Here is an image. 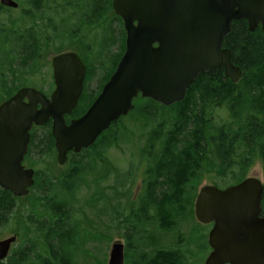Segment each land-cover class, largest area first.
Masks as SVG:
<instances>
[{
	"label": "water",
	"instance_id": "obj_1",
	"mask_svg": "<svg viewBox=\"0 0 264 264\" xmlns=\"http://www.w3.org/2000/svg\"><path fill=\"white\" fill-rule=\"evenodd\" d=\"M0 4L19 6L15 0H0ZM113 8L124 20L126 50L84 115L69 125L65 121L80 99L86 74L75 52L53 57L57 86L50 98L25 87L0 104L3 190L27 196L35 183V170L23 165L34 124L53 119L58 162L63 165L69 151L91 147L114 121L127 116L140 94L172 106L185 99L202 73L220 67L238 83L243 71L233 63L231 50L223 47L224 39L235 21L246 20L251 31L261 25L264 31V0H113ZM263 196L264 182L256 176L226 188L205 185L200 189L195 216L201 223H215L211 231L214 251L206 264H264ZM16 240L17 236L0 240V261L7 258ZM108 264H125L122 240L112 244Z\"/></svg>",
	"mask_w": 264,
	"mask_h": 264
},
{
	"label": "trees",
	"instance_id": "obj_2",
	"mask_svg": "<svg viewBox=\"0 0 264 264\" xmlns=\"http://www.w3.org/2000/svg\"><path fill=\"white\" fill-rule=\"evenodd\" d=\"M99 3L101 8H108L111 0H100ZM13 43L16 46L18 42L14 39ZM29 43L28 39H21L22 50L13 49L11 64L13 61L14 63L18 61V58L36 56L39 41L35 42L36 50H31ZM223 46L231 50L233 63L243 71V77L238 83H234L226 76L224 68H215L202 73L194 81L183 101L166 107L152 99L138 97L134 101L135 109L111 126L115 130L116 144L121 137H126L130 132V127L124 122L129 117L136 122H144L147 133L145 145L147 147L143 148L142 153L146 158L145 166L148 165L146 180L148 193L145 204H142L139 211L134 206L129 208V216L126 219L130 232L127 235L126 264H145L148 258L146 250L144 251L140 245L134 247L133 244L137 226L142 223L140 225L143 227L142 232H146L144 228L152 220V216L144 212L148 210V206L157 208L159 224L166 230L169 228V222L175 223L174 217L182 218L184 215L183 218H185L188 206L191 207L192 213L194 212L192 204L194 205L196 194L188 190L187 186H197L202 180L201 174L204 171L222 177L232 174L237 184L247 177L249 169L258 161L262 163L264 170V31L261 26L251 31L246 20L235 21L232 24V31L224 39ZM123 52L124 49L121 54ZM121 54L116 53L113 57L110 54L109 58L115 59L113 68L105 62H101L98 69L95 68L96 65L93 66L100 72L99 76L105 74L103 84L115 71ZM9 77L0 78L1 86L2 81L6 80L1 87L2 91L6 92L3 101L12 96L17 88L14 81L9 86L8 81H11ZM216 108L225 109L228 113V118L220 124H216L209 115V111H214ZM42 131L38 138V145L43 146L44 151L47 152L51 149V130L44 127ZM37 134L33 147L37 142ZM107 135L109 131L104 135L108 139ZM101 140L72 158L69 173L58 180L66 193H77L80 190V183H78L80 179L87 173L96 174L98 166L108 175L109 171L98 163V159L103 156L104 148L110 143L106 141L99 145ZM40 176V171L36 169L34 188L38 185ZM162 177L164 180L160 181ZM197 177L199 182L194 184L192 181ZM105 181L104 178L97 181V192L100 191V200L107 201L108 196L100 186ZM8 194L10 198L7 197ZM17 199L0 189V222L7 221L5 212L12 210L11 207L14 204H9V201L13 202ZM42 200L44 199L41 196L32 199V212L29 220L26 221L33 225L38 224L37 240L40 238L44 240L50 254L48 258L39 256L38 262L40 264H72V257L69 258L64 251L62 237V231L67 224L66 219L70 214L68 211L60 213L59 210H56L59 212L56 213L55 202L48 199L44 203ZM44 204L53 211L50 217L55 219L48 225L46 221H40L43 216L40 209ZM141 213L146 216L142 217ZM21 222L24 223L22 219ZM67 225L70 226V224ZM84 238H91V233L87 229H85ZM54 241L61 244L60 253ZM158 254L160 258L154 264H177V258L171 251L162 250ZM23 255L24 253L21 256L25 257ZM17 262V257L12 256L10 264H19ZM20 262L23 264L21 259Z\"/></svg>",
	"mask_w": 264,
	"mask_h": 264
},
{
	"label": "rangeland",
	"instance_id": "obj_3",
	"mask_svg": "<svg viewBox=\"0 0 264 264\" xmlns=\"http://www.w3.org/2000/svg\"><path fill=\"white\" fill-rule=\"evenodd\" d=\"M16 1L20 4V8L16 10L2 7L0 4V78L10 76L9 80L11 81H8L9 86L12 81H14V84L17 87L24 82H28L31 77L26 68L22 66L19 61H15V63L13 61L11 64L10 59L13 49L20 50L22 48V44L19 43L17 48L13 43V40L16 39L14 34V23L17 22V20H22L21 30L26 31L31 27H34L38 36L40 35V32H46L47 30L48 36L53 37L54 54L56 51H60V48L63 49L65 46L64 42L58 43V40L66 29L63 25V19L67 18L68 12H62L61 7H59L61 5L56 3V1L62 2L63 0ZM77 5L78 4H76V6ZM34 10L36 11L37 19H30V13L28 12L32 11L31 13H33ZM72 11L79 12L78 10ZM72 14L73 17L79 16L77 13ZM50 25L51 27H49ZM85 35L90 34L86 32L84 35L80 36L83 37ZM107 38L109 40L112 39V35H108ZM93 40L98 41L99 37L97 36L93 38ZM71 43H68L67 46L74 48L66 49H76V47H79L76 40L73 39ZM100 43L101 41L99 42L100 48L97 46L94 47L93 52L94 55L101 58V60L98 62H88V64L90 63L91 71L93 72V82L98 80L100 72L97 69L103 62L113 68L115 61L112 60L109 62L107 58L110 57V54L113 57L118 52V47H114L112 41ZM122 50L123 48L121 51ZM90 51H92V49H90ZM121 51L118 54H121ZM50 52L46 53V57ZM47 58L49 59L50 56ZM94 65H96V70L93 67ZM38 70L39 71L33 75L31 80L38 84H42V86H48L51 82L53 73L51 64L46 63L40 65ZM93 74L96 75L93 76ZM100 79H102L103 84L105 74L100 76ZM4 81L6 80L2 81V86ZM2 86L0 84V103L3 101V97L6 94V92L2 91ZM90 90L91 87L88 82L86 85V92H84L82 96L83 101L81 103V108H85L93 96L96 95L97 91L90 94ZM209 115L210 117L212 116L216 124H220L228 118L226 110L219 108H216L214 111L210 110ZM124 122L130 127V132H128L126 137H121V140H119L117 144L113 141L112 146H114H108V148H106V153L100 157L102 165L108 171L110 170V167H115L116 170L115 186L112 178H109L100 184L108 196L107 201L100 200V191L97 192V181H101L107 175L102 169H99V166L96 174L87 173L82 179H80L78 182L80 183V190L77 193H66V190L62 189L58 180L69 173L72 161H70V163L68 162L69 165L59 164L57 155L52 149L45 152L44 147L38 145V138H40V134L43 133V131L38 132L37 142L33 147L32 155L29 154L26 157L25 164L28 166L32 164L35 170L37 169L40 171L41 176L39 177L38 185L35 188H32L30 195L18 198L17 201L14 202L15 204L12 203L14 204L11 207L12 210L5 212L7 221L0 222V239L8 238L12 235L18 236V240L13 245L9 258L5 260L3 264L11 262L12 256L17 257V263L19 264H21L20 259L23 261V264H40L38 262L39 256L45 258L50 257L46 244L43 242L44 240L41 238L37 240L38 236L36 228L38 224L36 223L33 225L30 222H26L29 220L32 212V199L37 196H41L44 199L42 200L44 203L48 199L55 202L56 209L54 211L56 213H59L56 211L59 210L60 213L68 211L70 214L68 217L69 220L66 219L67 224H70V226L66 224L62 231V237L64 251L69 258L72 257V264H99L100 262L108 264L112 244L116 240H122V242L127 245V235L130 232L129 227L126 225V219L129 216V208L134 206L135 209L139 211L142 204H145L144 201L148 193L146 184V180L148 179V165L142 167L140 162L141 157H144L142 150L144 147H147L145 146L147 133L144 122H136L132 117L125 119ZM140 169L143 170V186H140L141 178H138L137 176L140 173ZM201 176L202 180L197 186H187L188 190L196 194L193 202L194 205L192 204L194 210L197 195L203 186L218 184L220 188H225L236 183L232 174L222 177L216 176V174L212 172L204 171ZM250 176L259 177L264 182V170L261 162L258 161L249 169L247 177ZM199 177L192 182L194 184L199 182ZM163 180V177L160 178V181ZM162 189L163 188L161 187V190ZM40 211L43 213L40 221H46V225H48L49 222L55 221V219L50 217L52 216L53 211L49 209L47 205L44 204ZM147 212L152 216V220L150 223L146 224L144 228L146 232H142L143 227L140 226L142 223L137 226V231L134 234V247L140 245L144 251L149 249L148 246H164L166 248L177 250V248L181 249V247H183L181 243L177 242L178 237H185L189 240H193L197 244L205 243V238L208 232L207 226L196 221L195 212L192 213L190 206H188V212L185 218H183L184 215H182V218L180 216L174 217L175 223L169 222V228H166V230L159 228V215L155 206H148ZM141 215L142 217L146 216L143 213H141ZM21 219L24 223L21 222ZM144 220H146V218H144ZM85 229L91 233V238H84ZM39 234L43 235L41 233ZM53 243L60 253L61 244L57 241H54ZM169 244H171L172 247H169L171 246ZM197 244L191 243V246H187L193 247L194 251L197 250L195 254L193 253L192 259H194V261L190 259V264H195V262H198L197 264L204 263L205 252L200 251ZM22 253L25 254L23 255L25 257L21 256ZM176 258L177 260L179 259L178 256H176Z\"/></svg>",
	"mask_w": 264,
	"mask_h": 264
},
{
	"label": "flooded vegetation",
	"instance_id": "obj_4",
	"mask_svg": "<svg viewBox=\"0 0 264 264\" xmlns=\"http://www.w3.org/2000/svg\"><path fill=\"white\" fill-rule=\"evenodd\" d=\"M52 1H55V0H52ZM99 2H100V0H63L62 2L56 1V3L61 5V6H59V7H61V11L64 13L68 12V14H67V18L63 19V25L66 29L63 31L62 36L58 40V43L64 42L65 46L63 49L60 48V51H58V52L56 51V53H54V54H53V52H54V50H53V37L48 36L47 30H46V32L45 31L40 32V35L38 36V33L34 27H31L29 30H26V31L21 30L22 29V26H21L22 20H17V22L14 23V25H15L14 34H15V38L18 42L16 44L17 48H18V44L20 43L21 39H23V38L28 39L30 41L28 46L31 50L32 49L36 50L35 42L37 40L39 41V49L37 50L38 53L35 52L36 56H31L29 58L27 57L24 59L18 58L19 63L26 68V70L28 71V74L30 75L31 78L33 77L34 74H36V72L39 71L38 70L39 66L46 64V63L51 64V68H52L53 73H52L51 82L49 83L48 86H42V84H38L37 82L31 80V78H30L28 82H24L21 85L17 86L13 95H15L22 88L30 87V88H34V89L42 92L44 95H46L48 98H50L51 95L53 94V92L55 91L56 86H57L56 81H55V77H54L53 57L58 55V54L66 53V52H75L80 56L82 62L86 65V74H85V78H84L83 92L80 96V99H79L76 107L72 110V112L70 114L65 115V121L68 125L74 119L80 118L82 115H84L87 112V110L92 106V104L95 102L97 97L100 95V93H101V91H102V89L106 83L105 82L104 84H102V79H100L99 75H98V80L96 82L92 81V73L93 72L91 71L90 63L88 64V62H96V61L98 62L101 60V58L96 57L94 55V52H93L94 47L97 46L100 48V46H99L100 41H101V43L102 42L105 43L106 41H112L113 46L116 48L118 47L117 54L120 53L122 48L124 49V52L126 50L127 31L125 28L124 20L122 19L121 16H119L116 13L115 9L113 8V0H111V3H109L110 7H108V8H101ZM76 4H78V5L76 6ZM5 8H7V7H5ZM19 8H20V5L17 8H13V10H16ZM9 9H12V8H9ZM72 10H78L79 12H73ZM31 12L32 11L28 12V13H30L29 14L30 19H37L36 11L34 10L33 13H31ZM72 13H74V14L77 13V14H79V16L73 17ZM49 27H51V25ZM86 32L89 33L90 35H85L83 37L80 36V35H84ZM108 35H112V39L109 40L107 38ZM97 36L99 37V40L94 41L93 38H95ZM73 39L76 40V43L79 44V47H76V49H66V48H74L71 46H67V44L71 43V41ZM31 42H33V43H31ZM97 42H98V44H97ZM157 45L158 44H155V46H157ZM90 49H92V51H90ZM20 50H22V48ZM47 52H50L47 56V57L50 56L49 59L46 57ZM124 52L120 55L121 57H120L118 63L120 62ZM112 59L115 61V59L112 57L107 58V60L109 62ZM94 75H96V74H93V76ZM89 77H90V79H89ZM88 82H89L90 87H91L90 94H92L94 91H97V92H96V95L93 96V98L88 102V104L85 106V108H81V103L83 101L82 96H83L84 92H86V85ZM25 101H28V100L25 99ZM38 107L40 108L41 105H39ZM52 125H53V119L50 118L43 125L34 124L32 126V129L30 130V143L28 146V152L25 155L24 161H23V165L25 166V168H33L32 164L30 166L25 164V160L29 154L32 155L33 142L36 138V134L38 132L42 131L44 129V127H46L47 130H49V129L51 130V137H50L51 138L50 139L51 140V149L54 151V153L58 157V150L56 147V139L54 138L53 133H52ZM111 126L106 131H104L100 135L98 140L96 141V143H97L99 140L102 139L100 141L99 145L103 144L106 141H109L110 144L106 145V147L103 150V153H106V148H108V146L109 147L114 146V145L112 146V142L115 139V130ZM107 131H109V135H107L108 139L104 136L105 132H107ZM103 137H105V138H103ZM90 148L91 147H89L87 149H83L81 152H78V153L74 152V151H69L68 152V160L65 164L69 165L70 161L72 160V158L74 156L79 155V154L83 153L85 150H88ZM140 162H141L142 167L145 166L146 165V158L141 157ZM98 163L100 165H102V160L98 159ZM141 169H140V173L137 176H138V178L139 177L141 178L140 186H143V183H142L143 182V180H142L143 170H141ZM109 178L110 179L112 178V180H114V186H115L116 185L115 167H112V168L110 167L108 175L104 179L108 180ZM1 190H3V189H1ZM30 190H31V188H30ZM4 191L12 194L10 191H7V190H4ZM9 196L10 195L8 194L7 197L10 198ZM14 202H15L14 200H13V202H11V200L9 201L10 204H12ZM194 212H195V210H194ZM261 216L264 217V206H263V204H262ZM196 221L198 223H201L197 219H196ZM201 224H204V223H201ZM205 225L207 226L208 232H207V236L205 238L204 244H197L193 240H189L185 237H178L177 242H179L183 245V247H181V249L177 248V250H176V249L166 248L164 246H154V247L148 246L149 249H146V251L148 253V256H147L148 258L146 259V261L144 263L145 264H154V262H156L160 258V254H158V252L163 250V251H171L172 255L178 256L179 259L176 261L177 264H190L189 261H190V259L193 258V253L195 254L197 250L194 251L193 247H187V246L188 245L191 246V243H194V244H197L199 246L200 251L205 252V260H204L203 264H206L208 257L214 251V247L211 243V231L214 228L215 223L211 222V223H207ZM159 228L163 229L160 224H159ZM4 239H6V238H4ZM4 239H0V240H4ZM233 244L234 243H232V245ZM247 244L253 245V246L259 245V243L251 242V241H248ZM169 245H171V244H169ZM125 247H127L126 244H125ZM169 247H172V245ZM9 254H10V252H9ZM8 258H9V255L6 259H4L3 261H0V264H3V262L5 260H7ZM126 261H127V255H126ZM192 261H194V259H192ZM197 263L198 262H195V264H197ZM7 264H10V262ZM125 264H126V262H125ZM225 264H230V263H225Z\"/></svg>",
	"mask_w": 264,
	"mask_h": 264
}]
</instances>
